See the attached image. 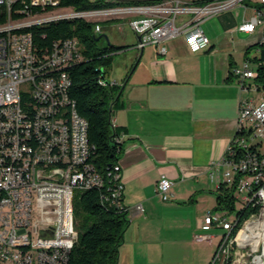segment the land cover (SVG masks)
<instances>
[{
	"label": "built area",
	"instance_id": "1",
	"mask_svg": "<svg viewBox=\"0 0 264 264\" xmlns=\"http://www.w3.org/2000/svg\"><path fill=\"white\" fill-rule=\"evenodd\" d=\"M104 2L76 10L66 9L65 0H0V264H68L77 241L74 195L85 185L102 184L97 169H90L84 157V150H92L87 123L69 98L67 70L82 60L81 48L70 38L39 49L33 29L42 22L87 14L95 36H100L103 23L114 26L124 20L138 37V50L183 36L196 52L210 44L201 27L206 20L234 8L244 12L250 0L202 5L183 0ZM263 4L264 0L254 3V15L236 29L251 35L261 27L259 46L264 45V9L258 7ZM98 14H106L107 22H98ZM15 16L31 19V26H13ZM180 16L188 20L178 25ZM159 53L165 49L159 48ZM258 65L247 59L232 70L241 93L263 88L256 80ZM67 139H74V150H65ZM110 172L118 176L112 191L115 200L120 199L123 185L117 163ZM208 180L215 192L231 191L237 207L206 212L199 223L201 234L194 240L211 243L208 232L220 228L223 233L211 261L237 264L245 236H252V242L264 238V94L258 103L239 100L235 133L223 156L209 166ZM171 187L172 182L162 175L155 193L168 202ZM241 206H248L243 218ZM135 210L142 213L143 207L138 204ZM255 249L253 257L264 252L261 240Z\"/></svg>",
	"mask_w": 264,
	"mask_h": 264
},
{
	"label": "crops",
	"instance_id": "2",
	"mask_svg": "<svg viewBox=\"0 0 264 264\" xmlns=\"http://www.w3.org/2000/svg\"><path fill=\"white\" fill-rule=\"evenodd\" d=\"M183 1L198 5L207 2ZM257 1L250 0L244 12L234 8L206 20L201 27L210 44L196 52L191 51L183 36L138 50V37L126 26L132 33L131 40L116 46H128L126 50H133L134 57L124 69L121 81L127 74L128 78L111 110L112 125L121 131L123 151L117 164L129 221L119 247L118 264L149 262L143 261L149 245L145 243L144 251L139 250L138 242L141 236L143 242L158 237L157 228L148 225L152 220L160 224L159 234L164 231L167 236H180V241L171 242L174 244L169 250H187L193 264L204 260V252L199 249L206 242H196L194 237L201 234L203 215L218 206L208 170L231 142L238 103L243 98L231 72L247 59L258 62L255 59L260 54L257 39L262 28L257 27L251 35L236 29L254 15L252 7ZM187 20L180 16L176 24ZM111 28L127 33L120 26ZM159 48L165 53L160 54ZM162 175L172 182L166 205L155 193ZM198 201L204 203L205 210L192 209L195 213L190 214L186 209ZM138 204L143 207L142 213L135 210ZM206 244L212 245L213 237Z\"/></svg>",
	"mask_w": 264,
	"mask_h": 264
},
{
	"label": "trees",
	"instance_id": "3",
	"mask_svg": "<svg viewBox=\"0 0 264 264\" xmlns=\"http://www.w3.org/2000/svg\"><path fill=\"white\" fill-rule=\"evenodd\" d=\"M65 1L67 9L76 10L96 8L105 3L101 0ZM159 1L132 2L152 4ZM258 7L264 9V4ZM33 35V41L39 49L49 48L54 41L70 38H75L79 48L81 46L82 60L67 70L70 77L69 98L74 101L79 116L87 123V139L92 148L86 159L87 165L90 169H97V175L103 181L100 186L81 188V192L74 195L73 217L77 241L70 251L68 264H118L119 247L129 221L128 208L123 205L122 197L116 200L111 197L113 183L110 171H113L123 146L121 131L112 125L109 107L112 104L113 108L117 102V95L122 85H125L128 74L121 84L109 86L104 83L101 69L110 68L113 55L129 47L110 43L99 47V37L92 32V25L78 18L40 25V28L33 29ZM259 50V57L255 59L259 63L256 80L264 88V45L259 46ZM216 201L217 209L234 210L231 191L222 189L216 192ZM240 214H243L242 218L248 214V206L239 207Z\"/></svg>",
	"mask_w": 264,
	"mask_h": 264
},
{
	"label": "rangeland",
	"instance_id": "4",
	"mask_svg": "<svg viewBox=\"0 0 264 264\" xmlns=\"http://www.w3.org/2000/svg\"><path fill=\"white\" fill-rule=\"evenodd\" d=\"M89 1H98V0H89ZM101 1H106V0H101ZM107 20H101L100 22H104ZM113 25L115 27L120 26L121 28H123L125 31H127V33L124 34H120V32H118L115 28H111L112 25H110L109 23H103L102 24V32L100 34V36L98 35L99 39L97 41V45L99 47L106 45L107 41L111 44V45H119L121 42H127L129 40H131V35L132 33L128 31L127 29V25H126V21L124 20H118L116 22L113 23ZM261 29V27H260ZM81 48V46H80ZM134 57V51L133 50H125L123 52H118L115 55H113V59H112V64L110 68H105V69H101L102 72H104L103 74V79L106 82H120L121 78L123 77V73H125L124 69H126L130 63L131 60H133ZM243 94V98H249L252 99L254 101V103H258L260 100L261 95L264 94V88H261L259 91L251 89L250 91H247ZM213 197V196H212ZM160 201V199H158ZM161 202V201H160ZM163 205H166L165 202H161ZM202 206H204V203H200V201H198L197 204H193L192 207L187 208L186 210H190L188 211L190 214L195 213V211H191L199 209V211H203V209L205 210V208H203ZM237 207V204H234V208ZM75 225V224H74ZM150 226H154V228H157V234L158 237L157 238H148L147 240H145L143 242V238L141 236V238L139 239V250H143L145 249V243H147L148 246V256H144L145 254H143V261L149 259V262L146 264H193L192 263V258H191V254L188 253L187 250L182 251L180 253V251H176L175 250H169L171 248H169L170 245L174 244L171 243L172 241L178 242L180 241V236H167L166 233L163 231L162 233L159 234V223L156 220H152L150 221V223L148 224ZM223 231L220 228H214L212 229L210 232H208V235H211L213 237V244L212 245H208L206 243L204 244H200L201 248L199 249V251L204 252V260L201 262V264H208V262L211 259V256L216 248V244L220 238V236L222 235ZM171 243V244H170ZM259 243V241H258ZM193 244H197V243H193ZM196 250V249H195ZM256 250V249H255ZM258 249V253H259ZM192 251V250H191ZM254 255V250H252L250 247L248 248H243L242 251L239 252V259L240 261L238 262V264H252V257ZM257 255V254H256ZM148 257V258H147ZM147 262V261H145ZM141 264V263H140Z\"/></svg>",
	"mask_w": 264,
	"mask_h": 264
},
{
	"label": "bare ground",
	"instance_id": "5",
	"mask_svg": "<svg viewBox=\"0 0 264 264\" xmlns=\"http://www.w3.org/2000/svg\"><path fill=\"white\" fill-rule=\"evenodd\" d=\"M70 18H78V19H82V20L88 22L87 14H72V15H70ZM65 19H67V18H65ZM65 19H56V21L57 20H65ZM101 20H107V15L106 14H98V22H100ZM47 23H50V22H42L40 25L47 24ZM13 26H31V19H22V16L19 17L18 19H13ZM75 44H76V46H79L78 41L76 39H75ZM104 83L107 84V82H105V81H104ZM65 150H74V139L65 140ZM88 153H89V150H84V157H86V159H87ZM97 177H100V176L97 175ZM110 180L113 184H118V176H112ZM100 181H102L101 178H100ZM102 183H103V181H102ZM100 185H102V184L85 185L84 187L100 186ZM112 187H113V185H112ZM111 197L115 198V191L111 192ZM243 207L246 208L247 206H243ZM260 240L262 241L263 246H264V238H262V237H258V239L255 238L252 242V236H245L243 241H242V250H243V248L246 249L248 247H250L252 250H255V248L258 246V241H260ZM239 261H240V259H239ZM239 261H237V264ZM210 264H216V261H212ZM252 264H264V252L260 256L255 255L253 257Z\"/></svg>",
	"mask_w": 264,
	"mask_h": 264
},
{
	"label": "water",
	"instance_id": "6",
	"mask_svg": "<svg viewBox=\"0 0 264 264\" xmlns=\"http://www.w3.org/2000/svg\"><path fill=\"white\" fill-rule=\"evenodd\" d=\"M107 1H110V0H107ZM115 1H120V0H115ZM107 44H109L108 41H107ZM123 86H124V85H122V88H121L119 94L121 93V91H122V89H123ZM119 94L117 95V97H119ZM111 109H112V104H111L110 107H109V114L111 113ZM42 235H43V234H42ZM46 235H47V234H46ZM47 236H48V235H47Z\"/></svg>",
	"mask_w": 264,
	"mask_h": 264
}]
</instances>
